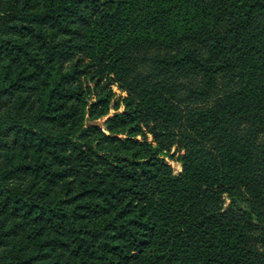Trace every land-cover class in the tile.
<instances>
[{"label":"trees","instance_id":"obj_1","mask_svg":"<svg viewBox=\"0 0 264 264\" xmlns=\"http://www.w3.org/2000/svg\"><path fill=\"white\" fill-rule=\"evenodd\" d=\"M0 264H264V0H0Z\"/></svg>","mask_w":264,"mask_h":264},{"label":"rangeland","instance_id":"obj_2","mask_svg":"<svg viewBox=\"0 0 264 264\" xmlns=\"http://www.w3.org/2000/svg\"><path fill=\"white\" fill-rule=\"evenodd\" d=\"M112 88H113V90L117 93L118 96H119V95H125V94H126V92L123 91V90L120 88V86H119L118 83H114V84H112ZM120 110H123V107H121ZM114 112H115L114 110H111V111H110V115H112ZM104 119H105V118L100 119L99 123L102 124L103 121H104ZM148 140H149V141H152V136H151V135L148 136ZM175 151H176V149L173 148L172 151H171V153H174ZM177 156H178V154H174L173 157H171V156H163L164 159L166 160V162H167L168 164H170V165L172 166V168H173L176 172H178V171H180V170L182 169L181 162L177 160Z\"/></svg>","mask_w":264,"mask_h":264}]
</instances>
